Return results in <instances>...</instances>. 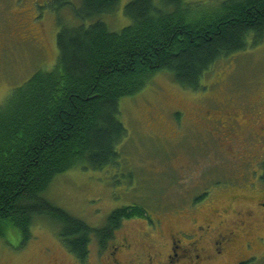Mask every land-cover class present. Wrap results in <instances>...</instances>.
Returning <instances> with one entry per match:
<instances>
[{"label": "trees", "instance_id": "obj_1", "mask_svg": "<svg viewBox=\"0 0 264 264\" xmlns=\"http://www.w3.org/2000/svg\"><path fill=\"white\" fill-rule=\"evenodd\" d=\"M74 0H57L59 10ZM70 26L59 16V58L50 72H37L0 108V239L12 232L32 240V227L46 220L80 263L93 240L107 249L138 208L114 211L93 229L44 195L55 179L76 168L103 171L117 165L127 137L120 102L142 92L155 76L169 73L192 91L222 60L264 41V0H225L208 6L186 0H133L131 25L111 32L104 16L121 0H79ZM252 37V43L249 40Z\"/></svg>", "mask_w": 264, "mask_h": 264}, {"label": "rangeland", "instance_id": "obj_2", "mask_svg": "<svg viewBox=\"0 0 264 264\" xmlns=\"http://www.w3.org/2000/svg\"><path fill=\"white\" fill-rule=\"evenodd\" d=\"M132 1L121 0L114 14L102 18L111 32L119 33L131 25L125 10ZM155 1L159 5L160 0ZM224 1L186 0L204 6ZM72 4L59 10L57 0H0V108L37 72H50L56 67L58 18H64L69 26L74 23L73 8L80 7V1ZM202 87L206 90L184 89L164 72L136 96L122 99L119 120L128 134L117 147V165L103 171L81 167L62 174L45 193V199L93 229L104 228L118 209L138 208L143 216L124 221L108 246L128 239L132 252L145 255L156 251L152 246L158 244L166 256L171 244L169 234L191 229L194 221L201 222L210 213L211 207L220 208L227 195L241 194L250 183L256 186L247 195L263 192L264 177L256 181L253 174L254 170L262 174L256 164L249 165L247 174H243L240 164L226 159L212 141H202V127H194L192 117L199 115L206 103L200 96L209 94L221 100L249 97L247 102H261L264 111V41L220 61L205 76ZM181 111L187 113L184 120ZM227 201L223 209L230 211L229 217L246 208ZM257 208L255 204V234L264 237V211ZM229 217L224 220L226 232L240 236L237 228L242 227L233 224L237 216L230 223ZM20 244V238L12 232L0 239V264H83L69 253L57 228L46 220L35 222L32 240L18 250ZM90 251L84 264L107 263L109 250L101 249L97 240H93ZM249 255L254 258L246 264H264L263 245L257 244ZM238 261L236 254H227L211 264Z\"/></svg>", "mask_w": 264, "mask_h": 264}, {"label": "flooded vegetation", "instance_id": "obj_3", "mask_svg": "<svg viewBox=\"0 0 264 264\" xmlns=\"http://www.w3.org/2000/svg\"><path fill=\"white\" fill-rule=\"evenodd\" d=\"M204 96H200V99L206 103L200 107L199 115L192 117L194 127L198 125L202 127L204 134L202 141L213 142L226 159L240 164L244 169L243 174L244 171L247 174L248 167L256 164L257 169L262 171V176L255 170L253 174L256 181H261L264 177V111L261 102L260 105L247 102L249 97L221 100L213 94ZM180 115L183 120L187 117V113L183 111ZM248 182L249 180L246 184ZM231 183L237 187L236 182ZM252 186H256L255 183L244 186L246 190L241 194L227 195L220 208H216L215 205L211 207L210 213L201 222L194 221L188 231L178 230L170 233L171 244L166 256H163L158 244L152 246L153 250H156L153 253L141 255L132 252L131 242L123 239L122 242L107 247L106 250L109 252L106 264H211L227 254H236L239 259L237 264L250 262L254 258L249 255L250 251L255 250L257 244L264 247V237L256 236L257 230L253 225L254 205L257 204V209L264 211V191L260 194L253 192L252 195H247L246 193L251 192ZM227 199L232 203L245 205L246 208L241 211L244 213L238 211L229 217L230 211L223 209L228 204ZM235 216L237 218L233 224L239 223L242 227L237 228L242 233L240 236L233 231L226 232L228 225L226 226L224 220L229 217L230 223ZM163 236L160 231V237Z\"/></svg>", "mask_w": 264, "mask_h": 264}]
</instances>
